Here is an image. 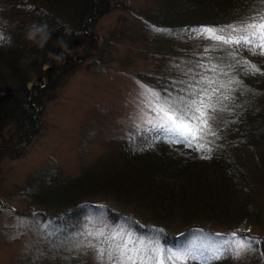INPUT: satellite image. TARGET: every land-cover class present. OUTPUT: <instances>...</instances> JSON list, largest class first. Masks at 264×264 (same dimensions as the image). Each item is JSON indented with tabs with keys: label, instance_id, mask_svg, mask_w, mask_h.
I'll return each instance as SVG.
<instances>
[{
	"label": "trees",
	"instance_id": "obj_1",
	"mask_svg": "<svg viewBox=\"0 0 264 264\" xmlns=\"http://www.w3.org/2000/svg\"><path fill=\"white\" fill-rule=\"evenodd\" d=\"M25 4L37 5L51 21L24 25L17 20L21 11L16 8ZM0 7L16 29L13 34L0 31V141L13 127L20 140L29 143L41 132L43 100L56 88L57 74L65 72L75 56L70 51L76 41L87 37L95 50L88 34L91 21L85 20L90 16L88 20L95 23L100 4L99 0H5ZM25 11L30 13L31 8ZM259 13H264V0H158L142 13L140 18L152 34L162 38L152 45L161 53L152 52L161 60L176 61L175 73L165 65L158 74L170 78L173 95L179 100L200 93L199 98L205 99L201 91L205 89L213 108L225 113L210 133L213 136L203 138L207 151L174 142L147 127L125 139L103 169L83 166L80 175L71 176L48 167L33 176L26 191L32 210L27 215L38 217L46 228L25 264H100L90 238L99 222L111 232L124 230L138 239L151 238L166 253L186 256L176 263L161 257L164 264H264V234L253 232L264 225L247 196L254 187L241 185L253 174L246 163L255 175L264 173V84L258 90L244 83L248 61L243 54L248 46L224 44L199 31L211 28L221 34L224 30L227 38L232 27ZM33 23L48 25L51 39L43 49L24 37L26 26ZM49 52H63L64 59H53ZM184 68L187 79L182 76ZM260 73L264 75V69ZM226 101L233 103L229 109L223 107ZM237 242L244 248L234 247ZM104 264H110L107 257Z\"/></svg>",
	"mask_w": 264,
	"mask_h": 264
},
{
	"label": "rangeland",
	"instance_id": "obj_2",
	"mask_svg": "<svg viewBox=\"0 0 264 264\" xmlns=\"http://www.w3.org/2000/svg\"><path fill=\"white\" fill-rule=\"evenodd\" d=\"M157 1L99 0L95 23L93 18L88 20L90 16L85 20L91 21L88 34H91L95 50L89 47L87 37L79 38L72 47L70 53H75V56L67 62L65 72L62 70L61 75L57 74L56 88L43 100L46 105L39 136L27 143L23 138L20 140L13 127L6 130L0 141V264H19L21 261L20 264H25L30 251L36 250L38 241L42 239L46 227L38 217L27 215L32 210L26 191L32 185L33 176L48 167H51L48 170L71 176L80 175L85 169L83 166L103 169L102 164L107 159L118 155L125 139L159 121L154 109L166 99L178 101L171 92L170 78H166V74L158 75L165 65H168L167 71L175 73L176 61L161 60L153 53H161L154 51L152 45L162 38L153 35L145 20L140 18ZM28 8H31L30 13L25 11ZM23 9L16 8L21 11L17 20L24 25L33 21H51L50 16H43L44 11L37 5L25 4ZM2 13L0 7V31L13 34L12 29L15 28ZM243 56L248 61L244 83L250 89L261 90L264 75L260 71L264 69V54L259 48L252 47ZM182 76L190 77L187 68L183 69ZM221 88L229 90L224 85ZM229 100L235 101L236 95ZM231 102L226 101L224 109H229L233 105ZM233 111L234 107L230 112ZM210 112L212 118L208 117L209 131L204 140L213 136L210 133L216 130L219 116L225 113L216 108ZM207 149L206 146L204 150ZM246 167L252 171V178L241 182V185H253L254 192L247 196L264 225V173L255 175L251 165L246 163ZM263 230L264 227L256 226L253 232L264 234ZM106 237H114L116 243L124 240L134 257L136 250L145 253L158 251L159 263L156 264H164L161 257H165L166 250L160 242L151 238L138 239L124 230L111 232L100 222L90 231V238H94L93 252L96 246L107 245ZM241 244L237 242L234 247L240 249L238 246ZM172 254L178 256L179 261L186 259L181 252ZM240 256L243 257L242 252ZM173 261L178 262L176 259Z\"/></svg>",
	"mask_w": 264,
	"mask_h": 264
},
{
	"label": "snow or ice",
	"instance_id": "obj_3",
	"mask_svg": "<svg viewBox=\"0 0 264 264\" xmlns=\"http://www.w3.org/2000/svg\"><path fill=\"white\" fill-rule=\"evenodd\" d=\"M199 31L202 34L213 36L217 41H222L224 44L246 45L249 46V50L252 47H257L264 54V13H259L251 17L249 21L232 27V35L227 38L222 34L224 30H221V34H217L211 28H204ZM0 40H3L2 36H0ZM201 91L204 92L205 99L199 98L200 93H194L187 99L164 100L154 109L159 121L153 124V128L174 142L195 147L198 151L203 150L205 147L203 137L209 131L208 110L212 109L214 105L210 102V93L205 89H201ZM212 91H215V89H212ZM152 95L156 96V93H152ZM206 99L209 102L206 103ZM201 158L209 157L204 156ZM105 241L108 242V247L96 249L100 264H104L105 257H107L110 264H156L158 259V251L149 250L145 253L136 250L137 254L134 257L123 240L115 243L114 247V237H106ZM101 243L103 244L104 241ZM238 247L243 249L244 245L241 244ZM237 255H239V252H237ZM173 259L179 260V257L172 253H166L165 260Z\"/></svg>",
	"mask_w": 264,
	"mask_h": 264
},
{
	"label": "clouds",
	"instance_id": "obj_4",
	"mask_svg": "<svg viewBox=\"0 0 264 264\" xmlns=\"http://www.w3.org/2000/svg\"><path fill=\"white\" fill-rule=\"evenodd\" d=\"M24 37L37 48L43 49L51 39V33L48 30L47 24L33 23L29 26H26ZM57 44L64 47L65 49L67 48V45L63 41L58 40ZM48 55L56 60L62 61L64 59L63 52L60 54L49 52Z\"/></svg>",
	"mask_w": 264,
	"mask_h": 264
}]
</instances>
